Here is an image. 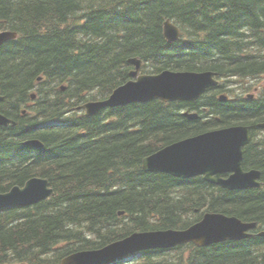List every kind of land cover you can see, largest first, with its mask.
Returning a JSON list of instances; mask_svg holds the SVG:
<instances>
[{"label": "trees", "instance_id": "16d2710c", "mask_svg": "<svg viewBox=\"0 0 264 264\" xmlns=\"http://www.w3.org/2000/svg\"><path fill=\"white\" fill-rule=\"evenodd\" d=\"M166 18L182 28L180 40H166ZM3 29L19 36L0 47V107L12 115L43 75L33 125L69 123L39 132L45 147L34 156L20 143L24 127L0 126V192L38 175L56 191L31 206L0 209V264H57L135 231L187 227L209 210L264 226V185L228 190L142 166L162 146L215 126L251 124L255 135L264 120V85L256 99L221 101L220 90H212L195 102L155 99L93 116L74 111L126 82L132 56L150 73L209 69L228 81L264 75V0H0ZM185 109L202 116L190 119ZM263 159L264 141L253 138L244 166L262 168L264 182ZM172 254L150 251L115 264H264V237L186 245Z\"/></svg>", "mask_w": 264, "mask_h": 264}, {"label": "water", "instance_id": "95a60500", "mask_svg": "<svg viewBox=\"0 0 264 264\" xmlns=\"http://www.w3.org/2000/svg\"><path fill=\"white\" fill-rule=\"evenodd\" d=\"M164 31L170 41H177L181 34L180 28L170 20L165 22ZM14 37L16 32L0 33V46ZM130 62L136 64V69L131 75L137 79H131L116 88L106 100L86 103L83 107L87 109L88 115L97 114L109 106H125L155 98L164 101H193L209 87L217 84L215 73L212 71L166 69L158 74H140L142 60L131 58ZM185 116L191 119L198 118L197 113L187 112ZM8 121L0 114V124H7ZM261 126H264V123ZM248 139V127L244 125L208 131L178 141L147 157L144 160V168L148 171L171 173L182 178L205 174L206 180L230 189L258 186L259 183L255 180L261 173L244 172L242 169V149ZM26 143L43 147L39 140H30ZM228 171H234V174L228 179H223L222 173ZM52 192L48 188L47 180L32 178L24 187L16 186L10 192L0 194V208L30 205ZM255 226L256 223H246L235 216L206 213L200 222L187 229L136 232L103 248L76 252L64 258L62 264H111L131 253L148 249L171 248L187 242L207 246L227 240H240L249 237L247 231ZM261 234L264 235V232Z\"/></svg>", "mask_w": 264, "mask_h": 264}, {"label": "flooded vegetation", "instance_id": "af4514ba", "mask_svg": "<svg viewBox=\"0 0 264 264\" xmlns=\"http://www.w3.org/2000/svg\"><path fill=\"white\" fill-rule=\"evenodd\" d=\"M37 99L34 97H28L22 101L20 106L18 108H14L12 111V115H9V117H12V119H15L17 121V124H20V126L24 127L27 132V136L22 139V141L29 139V138H34L33 135V130L37 128V125H33L32 120H31V115L35 110V107L38 105L36 103ZM29 118V119H28ZM16 124V125H17ZM21 144L23 142H20ZM35 154H33L34 156ZM263 164H264V159H263ZM262 169V168H260ZM263 171V169H262Z\"/></svg>", "mask_w": 264, "mask_h": 264}, {"label": "rangeland", "instance_id": "374dc122", "mask_svg": "<svg viewBox=\"0 0 264 264\" xmlns=\"http://www.w3.org/2000/svg\"><path fill=\"white\" fill-rule=\"evenodd\" d=\"M261 80H264V76H263V79H261ZM242 82H245V81H238L237 80L236 82H228L227 84H232V85H228L226 87V91H224V92L227 93L230 96V98H232V99L234 97L241 95V94L243 97H246L248 93L253 92L255 84H252V86H250L249 90H244L242 88ZM259 83H260V81H259ZM129 263H131V262H129Z\"/></svg>", "mask_w": 264, "mask_h": 264}, {"label": "bare ground", "instance_id": "6f19581e", "mask_svg": "<svg viewBox=\"0 0 264 264\" xmlns=\"http://www.w3.org/2000/svg\"><path fill=\"white\" fill-rule=\"evenodd\" d=\"M229 78V77H228ZM73 116V115H72ZM61 117V116H60ZM74 117V116H73ZM63 119V118H62ZM175 177V176H174Z\"/></svg>", "mask_w": 264, "mask_h": 264}]
</instances>
